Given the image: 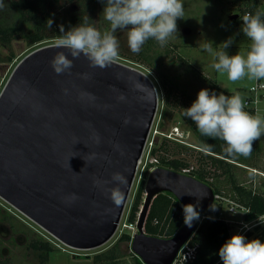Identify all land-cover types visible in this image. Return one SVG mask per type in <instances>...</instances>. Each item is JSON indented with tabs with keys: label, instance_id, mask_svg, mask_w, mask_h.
<instances>
[{
	"label": "water",
	"instance_id": "obj_1",
	"mask_svg": "<svg viewBox=\"0 0 264 264\" xmlns=\"http://www.w3.org/2000/svg\"><path fill=\"white\" fill-rule=\"evenodd\" d=\"M59 51L73 67L58 75L50 61ZM157 108V89L137 68L118 61L93 68L83 54L74 59L55 44L31 51L0 94V197L67 245L104 244L123 217ZM116 172L127 181L119 185V206L106 192L117 186ZM145 190L132 250L145 264H173L200 224H183L171 237L148 234L154 198L171 192L182 205H196L203 196L197 211L206 212L218 195L208 183L161 166Z\"/></svg>",
	"mask_w": 264,
	"mask_h": 264
},
{
	"label": "rangeland",
	"instance_id": "obj_2",
	"mask_svg": "<svg viewBox=\"0 0 264 264\" xmlns=\"http://www.w3.org/2000/svg\"><path fill=\"white\" fill-rule=\"evenodd\" d=\"M183 3L185 16L184 19L177 20L178 33L169 38L163 47L150 38L141 51L134 54L128 47L127 30H117L115 35L119 41V57L116 61L143 71L157 89L158 108L149 140L155 139V146H159L162 139L172 136V131L178 126L180 134H176L183 141L169 138L171 145L179 150L169 156L184 157L193 169L199 165L198 153L208 150L202 147L198 135L193 130L192 120L183 115L184 109L191 106V99L197 97L200 89L212 91L213 84H217L229 92L238 93L245 103L251 94L250 88L264 80H249L245 77L236 82L229 81L226 74L222 75L212 67L217 58L202 48L204 43L211 41L214 51L222 50L220 44L231 37L233 44L226 49L227 53L246 55L250 50L251 41L241 31L243 16L240 15L250 9L245 0H183ZM3 4L4 7L0 8V26L20 24L10 2L4 1ZM46 6L57 13L58 32L60 26H63L65 32L78 26L80 14L88 17L89 24L101 32L110 27L102 14L106 3L100 0L92 3L86 0L73 3H68L67 0H46ZM258 6L264 12V0H259ZM233 14H238V18L231 19ZM22 25L25 32L14 35L10 42L0 38V94L23 58L36 47L54 44L57 37L45 38L31 45L26 33L34 31L35 23L26 22ZM263 113L264 101H261L257 114L263 117ZM187 148L190 150H186ZM148 153L147 147L116 233L107 242L94 248H75L65 244L0 197V264H100L95 260V255L114 246H117L118 264H135L136 254L131 247L132 241L123 240L121 237L124 234L131 235L134 231L133 227L131 229L125 224L131 226L128 216L132 203L140 183L145 180L146 184L150 174L147 163H151L152 155L149 156ZM251 155L256 168L236 164L235 171L241 183L254 186L264 193V135L253 142ZM211 180L212 178H209L210 182ZM222 188L230 195L228 183L223 182ZM145 197L146 192L143 193V201ZM221 201L218 212L211 215L226 219L230 225H239L238 221L244 218V209L238 207L230 198L225 197ZM207 215L210 216L207 211L201 212L198 222L202 223ZM36 239L52 244L53 249L47 253V260H43L45 250L33 247L32 242Z\"/></svg>",
	"mask_w": 264,
	"mask_h": 264
},
{
	"label": "clouds",
	"instance_id": "obj_3",
	"mask_svg": "<svg viewBox=\"0 0 264 264\" xmlns=\"http://www.w3.org/2000/svg\"><path fill=\"white\" fill-rule=\"evenodd\" d=\"M100 2L104 3L105 0ZM3 7V0H0V8ZM102 14L110 25L107 30L101 32L89 24L88 17H85L82 23L66 32L63 26H60L61 35L56 37L55 47L67 49L74 59L83 54L91 67L104 69L119 57V41L115 35L117 30H127L128 47L134 54H138L150 38L163 47L169 38L178 33L177 20L184 19L185 8L183 0H106ZM262 17L264 12L259 10L255 14L246 13L242 17L241 31L251 41L250 50L246 55L227 53L226 49L233 44L231 37L220 44L222 50L219 51H214L211 41L202 45L206 52L217 58L212 67L216 72L226 74L231 82L245 77L249 80H264ZM46 24L50 29L53 20L49 18ZM50 64L59 75L70 72L73 60L69 59L65 52L59 51ZM183 115L192 120L201 135L224 141L227 145L224 151L230 156H250L253 142L264 135V117L246 111L245 103L238 93L229 96L223 92L217 94L206 88L200 89L195 101L184 109ZM96 142L99 143L98 136ZM94 157L95 153L91 154V158ZM112 181L117 182V186L106 189V192L110 194L109 198L114 205L119 206L124 198L119 185L126 184L127 181L119 172L112 175ZM202 197H198L196 205H182L183 222L189 228L194 221L200 219L197 208L199 198ZM216 208L214 203L210 205L211 211ZM257 219L264 224V215L257 216ZM218 254L222 264H264V242L260 239L247 240L244 235L234 234L219 248Z\"/></svg>",
	"mask_w": 264,
	"mask_h": 264
},
{
	"label": "trees",
	"instance_id": "obj_4",
	"mask_svg": "<svg viewBox=\"0 0 264 264\" xmlns=\"http://www.w3.org/2000/svg\"><path fill=\"white\" fill-rule=\"evenodd\" d=\"M10 2V6L15 9L17 18L20 24L12 25L2 24L0 26V38L5 42H10L12 37L20 32H25L23 23L34 22L35 29L26 37L31 45L41 42L45 38H53L61 35L57 28V13L56 11L47 9L46 0H3ZM85 0H67L68 3L80 2ZM249 6V10H245L244 14L250 12L255 14L256 11H261L258 6L259 0H245ZM86 2H95V0H86ZM106 3V0H105ZM240 14V15H244ZM83 14L78 15L80 23L84 21ZM51 18L53 20L52 27L48 29L46 21ZM264 18V17H262ZM89 23V21H88ZM38 48V47H36ZM35 48V49H36ZM34 49V50H35ZM33 51V50H32ZM212 91L217 94L223 92L225 95L236 94L229 92L217 84H213ZM197 97L191 99L192 104ZM245 110L250 114L255 115L253 107L245 105ZM193 130L198 135L199 141L203 148L208 152H199V165L197 168H190L188 160L180 156H169L170 153L176 150L170 143V139L165 137L160 145L155 146L152 150L153 156L159 160V166L168 167L174 170L192 175L213 187L215 193L219 196L214 203L217 207L215 211L210 209L207 211L210 215L218 212L221 200L225 197L230 198L238 207L248 208L251 213H246L247 219H253L264 214V193L254 186H247L241 183L235 171L236 164L240 166H255L252 161V155L248 157L239 155H228L224 149L227 147L224 141L213 139L200 134L196 125L193 124ZM211 146L210 148L208 146ZM176 150V151H175ZM182 150V149H181ZM184 150V149H183ZM186 150H190L187 148ZM212 178V182L209 181ZM226 182L230 186V195L222 188V183ZM145 180H143L137 190L135 199L132 203L128 220L130 223H137L140 211L143 207V193H145ZM145 200V199H144ZM142 205V207H141ZM141 207V209H140ZM184 224L182 204L177 197L171 192L158 194L150 207L146 223L145 232L152 235L171 237ZM250 240L260 239L264 242V226H256V228L248 233ZM123 240H131V235L124 234L121 237ZM231 238V225L226 219L211 215L206 217L199 228L192 236L190 242L198 246L197 259L186 264H215L219 258V248L227 239ZM35 249L45 250L43 260H47V253L53 249L52 244L48 241L36 239L32 242ZM117 246L95 255V260L100 264H118ZM135 264H144L143 261L136 255Z\"/></svg>",
	"mask_w": 264,
	"mask_h": 264
},
{
	"label": "built area",
	"instance_id": "obj_5",
	"mask_svg": "<svg viewBox=\"0 0 264 264\" xmlns=\"http://www.w3.org/2000/svg\"><path fill=\"white\" fill-rule=\"evenodd\" d=\"M250 13V12H247ZM251 94L249 95V97H247V99L245 100V105L253 107L255 110V114H257V110H258V104L261 101H264V81H259L257 84L253 85L250 88ZM263 117H264V113H263ZM153 127H151V130L149 132L147 141H146V145L144 147V151L143 154L138 162V168L139 169L140 165L143 163V160L145 158V150L148 147V154L149 156L152 155V158L150 160L151 163H147V166L149 171L151 172L154 168L159 166V160L157 157L153 156L152 154V150L155 146V139L149 140L150 136H151V132H152ZM180 134V128L178 126H176L174 128V130L172 131V136H166L168 138H172L174 140H180L183 141L182 138L179 136H177L178 133ZM177 133V134H176ZM137 174V173H136ZM264 175V174H263ZM219 196L217 197L216 201L218 200ZM244 209L243 213H244V218L240 221H238L239 225L235 226V225H231V236L234 234H241L244 235L246 237V239L248 240V233L252 230H254L256 228V226H264V224H261L257 217L253 218V219H247L245 217L246 213L249 211L248 208L245 207H241ZM233 211H236L235 208H232ZM201 213V212H199ZM264 215V214H261ZM211 216V215H210ZM210 216H204V219L206 217H210ZM122 220V219H121ZM121 223V222H120ZM136 224V226L134 227V225ZM131 223V226L128 224H125L126 227H133L134 231L131 234V241L134 238V235L138 232V228H137V223ZM201 224V223H199ZM120 225V224H119ZM132 229V228H131ZM192 239V237H191ZM190 239V240H191ZM187 241L185 243V245L181 248V250L179 251L176 259L174 260L173 264H186L189 262H193L194 260L197 259V255H198V246L197 245H193L191 242ZM145 264V263H144ZM215 264H222V261L219 259L217 262H215Z\"/></svg>",
	"mask_w": 264,
	"mask_h": 264
}]
</instances>
